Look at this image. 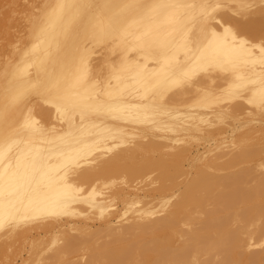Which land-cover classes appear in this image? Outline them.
<instances>
[{"label":"bare ground","instance_id":"bare-ground-1","mask_svg":"<svg viewBox=\"0 0 264 264\" xmlns=\"http://www.w3.org/2000/svg\"><path fill=\"white\" fill-rule=\"evenodd\" d=\"M97 1L49 0L0 44V263L31 242L18 264H264V137L252 136L264 116L243 117L264 111V10L230 7L262 0ZM225 125L242 132L233 154L191 157ZM105 144L110 155L82 161ZM105 173L123 184L76 185Z\"/></svg>","mask_w":264,"mask_h":264},{"label":"rangeland","instance_id":"rangeland-1","mask_svg":"<svg viewBox=\"0 0 264 264\" xmlns=\"http://www.w3.org/2000/svg\"><path fill=\"white\" fill-rule=\"evenodd\" d=\"M47 1H49V0H14V1H11V0H8V1L7 0H0V15H1L0 16V22H1L0 23V33H1L0 35L3 34L2 35L3 37L0 36V39L4 38L6 35L10 34L11 32H14V30L18 31V35L19 34L24 35L27 32V29L30 28V25H29L30 20L31 19L32 20H37V19L40 18V14L43 12L44 6L46 5ZM93 2L97 6L101 5L97 0H93ZM249 3L250 2H248V5H246V6H245V3H240V4L236 3L237 5L231 3L230 7L233 8V10L235 11V13L237 15H239L240 17L243 16L245 19L250 17V15L253 14V13H256L258 15L262 10H264V0L258 1V2H254L252 5H250ZM233 5L235 7H233ZM243 5H244V7H243ZM23 18H25V19H23ZM10 30H13V31H10ZM24 31H26V32H24ZM5 33H7V34H5ZM240 35L243 36L244 34H240ZM245 35H247V34H245ZM8 37H10V36L8 35ZM8 37H5V39H4L5 41L4 40L0 41L1 42L0 44H2V42H3V44H7V41L11 38L10 37L8 39ZM244 37L246 38V36H244ZM247 39H249L250 42H252V43L259 42L258 38H255V37L252 38L249 35L247 36ZM7 46H9V42H8ZM97 51H99V50H97ZM223 83L224 82L215 81L214 84H213V88H215V87H217V86H219V85H221ZM228 100H230V99L223 98L222 101L219 102V104H218V101H217L218 108L219 107L225 108V106L226 107L230 106L231 104H233L235 102H238V101H241L242 99H240V98L236 99L235 98L232 101L231 100L228 101ZM187 102H189V100ZM187 105H189V104H187ZM215 105L216 104H214L213 107H215ZM251 106H253V105L248 106V113L247 114H243V117L246 119V122L248 124L249 123L252 124V123H254L256 121L257 118L264 116V111H258L257 109H255L254 107H251ZM189 107H191V106L189 105ZM182 109H184L183 111H185V110L186 111H190V109H188V110L185 109V108H182ZM192 109H194V108H191V110ZM182 118H184V117H181V120H182ZM186 120H187V116L184 118V121H186ZM140 123H142V122H140ZM145 124L147 125V123H143L142 125L141 124L140 125L136 124V125H137L138 128H144L146 126ZM136 125H134L135 128H137ZM225 126H227V125H225ZM253 132L254 133L252 134V136L255 137V138L264 137V127H261L260 129L257 128ZM241 134H242L241 131H236V130L233 129V127H230V126H227L226 128L225 127H222V128L218 127L216 129H214L211 133H209V140L208 139H201L200 141L195 140L194 142H191V144L188 147L189 148V153H190L191 157L197 156L196 154H199V156H202L203 158H207V155H209V157H211L213 155L214 156L215 155H218V156L226 155V158H224V159H227L229 155H231V154H233V152H235V150L237 148L236 147L237 138ZM100 135H102V134H100ZM104 139L105 140L107 139L106 143H108V144H110V142L113 141V140H110L109 138H107V136L106 137L104 136ZM257 146H258V148L260 147L259 150H264V148H262V147H264V144H260V145L256 144V147ZM120 147H122V146H119L118 148H120ZM208 149H210V150L207 151V152H204V150L206 151ZM99 150H102V151H99ZM114 150L115 149H113V150L110 149L109 146L107 147L106 144H105V146H103V148H99V146H98V148L93 150L90 155L82 157V161H84V163L90 162L93 159H95L96 156L100 152H104L108 156ZM260 154H259L260 156L258 155L259 158H257V160H259V161L264 160V151H261ZM223 157H225V156H223ZM224 159H221V160H224ZM196 160H203V159L202 158L201 159L196 158ZM188 166H189V163L186 161L184 163V171H185V173L188 171ZM254 171H255L254 175H256V176H258L260 178L262 176H264V167L256 168ZM107 173L109 175L112 172H107ZM108 175L106 174V176L105 175L101 176L102 179H100V180H101L102 186H101V183H99L100 180H95L94 181L95 183L97 181H99V182L97 184H95L94 186H92L94 184V182H93V184L90 183V182H89V184L85 183V185L84 184L82 185V183H78L77 182L76 185H78L80 187L83 186V189H81V190H90V188L91 189L92 188L95 189L97 187H99V189H100L102 187L100 190H106L107 191V190H113L115 187H118L121 184H123V181H121L123 179V178H121L122 177L121 175H118L119 176L118 178H116L117 176L116 177L114 176L115 174H113L112 178L109 177ZM152 177H154V174H149V175L143 177L142 179L137 180V181H140V182L137 183V181H136L135 186L136 185H138V186H136L135 190L138 191L140 197L145 195L147 192L151 193L152 189L155 188L156 182H155L154 178H152ZM186 178H187V176L182 175V176H179V177H177L175 179V184L177 185L178 188H180V187L182 188L183 187V185H184V183L186 181ZM109 182H113L112 185H110ZM148 190H150L151 192L148 191ZM114 207H116L118 214H120L124 210V205L122 203H120V202L114 201ZM136 209H137V206H133L132 208L130 207V209L127 212L126 216L125 217L123 216L122 218H120L121 222H123V219L126 218L127 216L131 215ZM60 218L61 219H69V220L76 221V222L77 221H84V220H90L91 219V218L89 219L85 215L74 217V216H69L68 214L67 215H63ZM92 221L97 226V222L98 221L97 220H90V223H93ZM193 222L196 223L197 219L194 220ZM57 234H59V233H57ZM39 237L42 238L43 236L40 235ZM88 237H91V235H88L87 237H85V240L86 239L87 240L90 239ZM34 238H37V236H35ZM30 243L31 242L23 245L22 248H20L19 244H17V243H15V245H13V247H11V250L20 248L18 250L19 254L15 257L17 264L20 263L22 259H25L28 256ZM83 252H85V251H83ZM47 254L46 253H42L41 256H43V258H44V257L47 256ZM85 258H86V254H85ZM44 263H45L44 261L38 262V264H44ZM0 264H2V262ZM3 264H5V263H3Z\"/></svg>","mask_w":264,"mask_h":264}]
</instances>
